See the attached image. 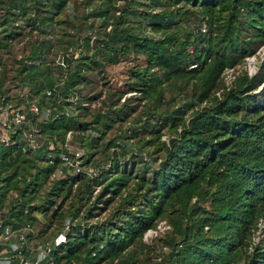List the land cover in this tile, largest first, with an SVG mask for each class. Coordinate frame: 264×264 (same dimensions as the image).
I'll return each mask as SVG.
<instances>
[{"label":"trees","instance_id":"trees-1","mask_svg":"<svg viewBox=\"0 0 264 264\" xmlns=\"http://www.w3.org/2000/svg\"><path fill=\"white\" fill-rule=\"evenodd\" d=\"M260 44L264 0H0V97L10 70L43 94L40 146L0 137V218L34 228L23 257L69 219L54 264H264V59L241 65ZM125 60L117 84L105 67ZM66 141L93 177L62 163Z\"/></svg>","mask_w":264,"mask_h":264},{"label":"built area","instance_id":"built-area-1","mask_svg":"<svg viewBox=\"0 0 264 264\" xmlns=\"http://www.w3.org/2000/svg\"><path fill=\"white\" fill-rule=\"evenodd\" d=\"M60 63L64 64L62 60ZM228 70H233V68H227L226 71ZM50 92L51 90L48 89L46 94H50ZM22 97L24 99L18 102H11L5 96L0 97V137L4 139L8 132H17L25 141L22 150L27 148L37 149L40 146V141H38L40 127L36 122L32 121L28 112L39 114L40 109L34 99L27 98V90ZM69 138L70 134L68 132L66 139ZM64 145L66 150L59 153L62 163L72 165L75 170H85L93 177L95 172L91 171L88 166L81 164L82 149H74L67 141ZM157 227L159 230L164 228L161 223ZM68 228L69 219H66L61 232L55 236L53 241H45L33 247L34 259L30 260L23 257L21 248L28 246L26 232H33L34 228L29 223L18 228H12L9 224H4L0 218V264H54L51 257L52 249L54 245L65 241ZM13 258H16L17 261L12 262Z\"/></svg>","mask_w":264,"mask_h":264},{"label":"rangeland","instance_id":"rangeland-1","mask_svg":"<svg viewBox=\"0 0 264 264\" xmlns=\"http://www.w3.org/2000/svg\"><path fill=\"white\" fill-rule=\"evenodd\" d=\"M88 33L92 34L93 31H90L88 29H84L83 33H82V36L86 35ZM24 40H26V38ZM24 40L21 41L19 44H17L16 51H18V52L21 51L22 52L23 44L25 43ZM76 48L79 50L80 47L78 46ZM19 55H20V53H18L17 56H19ZM59 55L60 54L56 55V58H54L55 59L54 60L55 62L53 63L54 69H55L54 70V72H55L54 73L55 74L54 77H56L60 73H62V67H61V63H60V61L62 60V56L61 55L59 56ZM9 58H11V57H9ZM263 59H264V44H260L256 48L254 54L245 57L244 63L241 64V65L249 73L252 74V73H255L257 71V69L259 67V63ZM128 63H130V62L125 60V61L113 64V65H108V66L105 67V71H106V73H108L111 76L110 78H111L112 81L116 80L117 84H120V82H122V80L125 78V68H126ZM239 67H241V66L238 65L237 68H239ZM58 72H59V74H58ZM234 72H236V70H228V71L225 70V72H224V80H225L226 84H229L230 80L233 78ZM14 75H15V73H13L11 70L7 73L6 83L9 85V87H11L10 90H9V93L7 94V96H8V99H10L11 102H18V101L21 100L20 97H22V95H25V92L28 89V84H27L28 82H27V79H24V80L23 79H20V80L14 79L13 80V76ZM88 76L93 81H92V84L90 86H86L83 89L84 92L87 93L88 91H90V93H93V92L98 91L99 88H101L102 81L100 80L99 75L97 74V71H93V72L89 73ZM16 80L18 81L17 82L18 85L16 84L15 86H13L16 83ZM14 81H15V83H14ZM128 94H130V93H128ZM42 95L43 94H40L39 96H35L33 99H35V101L38 102ZM43 99L44 100H49L50 97L46 96ZM47 112H48V110H47ZM163 138H164V136H163ZM72 147H73V145H72ZM75 148L76 147L74 146V149ZM99 160L100 159L98 157H94V161L90 165H92L93 168H94V166H95L94 164L97 163ZM99 163H100V161H99ZM145 166H146L145 163L140 161L138 167L146 168ZM40 220H41V222L43 221V218L41 216H40ZM160 223L162 224V227H164V228L162 230H159V229H148L145 232V234H144V240L145 241L150 243V240L157 234V232H164V230L168 228V225H167L166 222L162 221ZM32 250H34L33 247H32Z\"/></svg>","mask_w":264,"mask_h":264},{"label":"water","instance_id":"water-1","mask_svg":"<svg viewBox=\"0 0 264 264\" xmlns=\"http://www.w3.org/2000/svg\"><path fill=\"white\" fill-rule=\"evenodd\" d=\"M57 206L52 210V215L56 212Z\"/></svg>","mask_w":264,"mask_h":264}]
</instances>
